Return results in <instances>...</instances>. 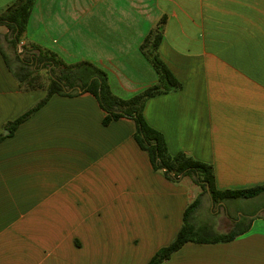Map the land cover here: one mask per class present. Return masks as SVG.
Here are the masks:
<instances>
[{
  "label": "crops",
  "instance_id": "crops-1",
  "mask_svg": "<svg viewBox=\"0 0 264 264\" xmlns=\"http://www.w3.org/2000/svg\"><path fill=\"white\" fill-rule=\"evenodd\" d=\"M162 16L158 54L182 86L148 99L146 122L171 154L211 164L217 189L264 184V0H35L25 39L92 62L128 98L157 81L140 44ZM6 32L0 25V264H147L175 237L197 185L154 170L134 122L104 125L87 92L51 96L12 130L45 91L20 88ZM263 198H238L260 200L247 231L188 242L161 264H264ZM210 206L223 212L220 232L246 215Z\"/></svg>",
  "mask_w": 264,
  "mask_h": 264
},
{
  "label": "trees",
  "instance_id": "trees-1",
  "mask_svg": "<svg viewBox=\"0 0 264 264\" xmlns=\"http://www.w3.org/2000/svg\"><path fill=\"white\" fill-rule=\"evenodd\" d=\"M34 2L35 0H14L0 10V25L7 28L4 39L12 48L14 60L13 65H10L7 54L3 51L7 66L22 90L45 91L41 99L8 126L14 130L55 94L76 96L84 92L92 94L104 111L102 119L104 125L120 118L131 119L135 127L133 136L139 146L147 152L152 168L173 182L187 176L201 189L186 207L181 227L173 240L160 247L147 264H161L188 242H227L247 231L253 220L251 215H242L233 227L220 232L214 228L213 223H198L194 217L195 212L200 207L204 195H207L213 206H216L220 202L226 203L238 198H252L263 194L264 184L244 189H217L211 164L195 159L184 151L171 154L163 134L151 127L144 118L143 109L148 99L178 90L182 86L158 54L166 17L162 16L158 20L140 44L141 53L157 73V81L131 97L121 98L111 91L106 72L92 62L85 60L66 62L54 51L25 39ZM41 68L47 69L46 78L41 74ZM206 185L209 186V191Z\"/></svg>",
  "mask_w": 264,
  "mask_h": 264
},
{
  "label": "rangeland",
  "instance_id": "rangeland-1",
  "mask_svg": "<svg viewBox=\"0 0 264 264\" xmlns=\"http://www.w3.org/2000/svg\"><path fill=\"white\" fill-rule=\"evenodd\" d=\"M7 58L10 62V65H13L14 63V60H13V53H8L7 54ZM40 72L41 74L43 75V77L46 78L47 76V69H40ZM198 187V186H197ZM197 191H201V189L198 187V190ZM260 200H248V201H244L243 199H236V200H230L228 201L227 203L229 205H231V207H237L238 210L237 211H241L243 213H245L246 215L249 214V213H252L254 211V209L257 207V205L259 204ZM262 202L264 204V198L262 199ZM211 205V202L208 198L207 195H204L202 197V204L201 206L197 209V211L195 212V219L197 220L198 223H202V222H210V223H213L214 220L216 218H218L219 216H222L223 215V212L217 214V215H212L210 213V206ZM229 208V213L231 216H235V211L233 210V208ZM216 209V206H213V213ZM215 214V213H214Z\"/></svg>",
  "mask_w": 264,
  "mask_h": 264
},
{
  "label": "water",
  "instance_id": "water-1",
  "mask_svg": "<svg viewBox=\"0 0 264 264\" xmlns=\"http://www.w3.org/2000/svg\"><path fill=\"white\" fill-rule=\"evenodd\" d=\"M206 189L209 191V186L208 185H206Z\"/></svg>",
  "mask_w": 264,
  "mask_h": 264
}]
</instances>
